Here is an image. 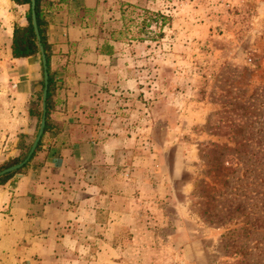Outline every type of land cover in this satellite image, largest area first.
Segmentation results:
<instances>
[{"label":"rangeland","instance_id":"obj_1","mask_svg":"<svg viewBox=\"0 0 264 264\" xmlns=\"http://www.w3.org/2000/svg\"><path fill=\"white\" fill-rule=\"evenodd\" d=\"M120 7L114 114L141 172L114 187L98 264H264V0Z\"/></svg>","mask_w":264,"mask_h":264},{"label":"crops","instance_id":"obj_2","mask_svg":"<svg viewBox=\"0 0 264 264\" xmlns=\"http://www.w3.org/2000/svg\"><path fill=\"white\" fill-rule=\"evenodd\" d=\"M41 2L55 84L41 145L0 182V264H98L96 243L115 233L114 187L141 172L129 167L130 137L114 114L128 71L109 25L122 18V4L146 0ZM28 9L0 0V164L21 155L20 143L31 146L42 116L41 55L12 53L15 25L28 24Z\"/></svg>","mask_w":264,"mask_h":264},{"label":"trees","instance_id":"obj_3","mask_svg":"<svg viewBox=\"0 0 264 264\" xmlns=\"http://www.w3.org/2000/svg\"><path fill=\"white\" fill-rule=\"evenodd\" d=\"M16 3L18 4H27L29 6V9L27 11V19H28V24L25 26L22 25H15V29H14V36H13V43H12V53L14 57H27L30 55H35V54H40V45H39V40L36 36L35 30H34V26L32 23V10H31V0H14ZM36 17H37V24H38V28H39V32H40V41L42 43V45L44 46L45 52H46V57H47V61H48V71H49V86H48V99H47V116H48V112H49V106H48V100H49V94H50V90L51 88L54 86L55 82H54V76L53 74L50 72L49 69V61H50V56H51V47H50V43L48 41V37H47V33H46V26H47V21L45 19L44 16V11L42 8V2L41 0H36ZM41 97H39L40 99ZM40 104V102H39ZM41 114V113H40ZM46 129V127H45ZM41 140L38 143L37 149L39 148V146L41 145ZM20 147L22 148V153L19 157L14 158V159H10L5 161L4 163H2V165H0V169L11 166L15 163H18L19 161H21L22 159L25 158L26 153L29 151L30 149V145H27L26 143L22 142L20 143ZM36 149V150H37ZM36 152V151H35ZM35 152L33 153L32 157L34 156ZM31 157V158H32ZM30 158V159H31ZM28 163H26L23 167H21L18 170H15L13 172H9L5 175L0 176V182H5L8 178H10L12 175H14L15 173L19 172L20 170H22V168H24ZM254 223V228H258L262 225H264V220L257 218L253 221ZM228 237L233 235V232H228L227 233ZM263 252V250H262ZM262 259L264 260V255L262 256Z\"/></svg>","mask_w":264,"mask_h":264},{"label":"water","instance_id":"obj_4","mask_svg":"<svg viewBox=\"0 0 264 264\" xmlns=\"http://www.w3.org/2000/svg\"><path fill=\"white\" fill-rule=\"evenodd\" d=\"M36 0H31V10H32V23L34 26V30L36 33V36L39 40V45H40V53H41V58H42V63H43V69H44V88H43V94H42V116H41V120H40V124H39V128H38V132L37 135L33 141V143L30 146L29 151L26 153V156L23 160H21L18 163H15L11 166L5 167L3 169L0 170V176L5 175L9 172H13L15 170L20 169L21 167H23L32 157L33 153L35 152L38 143L40 142L42 135L44 133L45 130V126H46V121H47V97H48V86H49V71H48V61H47V57H46V52L44 49V46L42 45L41 41H40V32H39V28H38V24H37V17H36Z\"/></svg>","mask_w":264,"mask_h":264}]
</instances>
